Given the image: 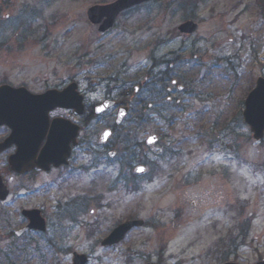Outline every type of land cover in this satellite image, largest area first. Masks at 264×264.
Returning a JSON list of instances; mask_svg holds the SVG:
<instances>
[{
    "label": "rangeland",
    "instance_id": "374dc122",
    "mask_svg": "<svg viewBox=\"0 0 264 264\" xmlns=\"http://www.w3.org/2000/svg\"><path fill=\"white\" fill-rule=\"evenodd\" d=\"M112 1H0V84L41 93L75 82L86 105L77 118L81 144L62 172L18 177L7 169L8 152L1 156L10 196L0 204V264H71L73 252L87 264L264 260V139L255 142L240 116L264 77V0H154L99 35L85 13ZM188 19L198 30L179 34ZM162 61L174 64L169 91L134 92ZM129 87L122 123L112 110L85 122L93 105ZM141 113L148 122L137 124ZM106 128L108 150L99 144ZM7 134L0 127V140ZM151 134L158 142L146 146ZM137 164L145 175L133 174ZM22 208L41 209L47 231L16 237ZM128 219L144 223L117 245H100Z\"/></svg>",
    "mask_w": 264,
    "mask_h": 264
},
{
    "label": "water",
    "instance_id": "95a60500",
    "mask_svg": "<svg viewBox=\"0 0 264 264\" xmlns=\"http://www.w3.org/2000/svg\"><path fill=\"white\" fill-rule=\"evenodd\" d=\"M151 0H115L105 5H94L87 9L86 17L91 24L98 25L97 32L105 34L110 31L116 17L125 10ZM198 29V25L192 21H185L178 26V31L184 34H192ZM39 81V78H34ZM82 95L77 92L75 83L69 84L61 91L48 90L41 94H32L24 87L13 88L9 85H0V126L9 128V135L0 142V152L12 145L16 146L13 154L7 161L10 169L15 173H25L34 167L48 170L50 164L59 166L67 163L71 146H75L79 127L69 120L54 118L49 121L48 114L55 108L72 109L75 115L84 111ZM112 102H104L96 108L100 113L110 107ZM127 108L120 109L116 123H120L125 116ZM243 122L249 126L252 138L259 141L264 137V78L258 77L255 86L247 94L243 110L241 112ZM110 136L106 130L100 137L105 142ZM45 142L35 158L41 142ZM157 141L156 136H150L146 140L147 145H153ZM109 156H113L111 152ZM146 168L138 165L134 173L138 176L145 174ZM9 191L0 177V200H5ZM22 215L28 220V224L17 232L21 233L33 229L45 230L44 219L38 210H23ZM141 220H129L119 224L109 235L104 238L101 245L111 246L123 239L125 234L133 227L142 225ZM72 264H86L87 257L84 254L73 253ZM154 264V263H146ZM222 264H237L226 262ZM254 264H264L258 261Z\"/></svg>",
    "mask_w": 264,
    "mask_h": 264
},
{
    "label": "flooded vegetation",
    "instance_id": "af4514ba",
    "mask_svg": "<svg viewBox=\"0 0 264 264\" xmlns=\"http://www.w3.org/2000/svg\"><path fill=\"white\" fill-rule=\"evenodd\" d=\"M94 27L97 28L96 26H94ZM107 34H108V33H107ZM171 67H172V66H171ZM156 68H157V65L152 66V69L148 70L146 76L144 77V80H143L142 84H140V87H139L138 89H136V88L134 87V89H135L134 92H139V91H141V90H145V92H147V90H149V87H152V86H153V84H151V83H152L151 81H152V79H153L152 72H153V70H155ZM153 73H154V72H153ZM155 75H156L157 78H159L160 76H162V72H161V71H157V72H155ZM161 78H162V77H161ZM171 85H172L173 87H177L179 90L184 91V87L181 86V85H177V83H176L175 80H172V81H171ZM140 88H141V89H140ZM48 89H49V88H48ZM169 89H170V88H169ZM169 89L167 88L168 91H169ZM46 90H47V89H46ZM129 94H130V87H129V88H126L125 90H124V89H123V90H120V92H119V97H120V99H119V100H118V99H114V100H113V99H112V96L108 94V95H107L108 98L104 99V101H105V100H111V101H113L112 107H111L110 109H108V111H111V110H112V112H114V114H116L117 110H118L120 107H123V106H127V107H128L127 103L129 102V100L126 102V100H124V98H128V97H129ZM121 98H122V99H121ZM169 100H170V99L167 98V101H169ZM96 105H98V104L93 105V106L89 109V111H88V115H87L86 118H85V122L87 121L88 123H90V121H92L93 119L99 117V116H96V115L94 114V110H93V109H94V106H96ZM147 106H148V108H150V109L152 108V105H151V104H148ZM128 108H129V107H128ZM108 111H106V112H108ZM57 112H59V113H57ZM106 112H105V113H106ZM56 113H57V114H56ZM105 113H103V114H105ZM67 114H68V115H67ZM103 114H102V115H103ZM102 115H100V116H102ZM49 116H50V119H52V118H66V119H71L72 111L65 110V109H60V108H56V109H54L53 111H51V112L49 113ZM71 120H72V119H71ZM73 121H77V118L73 119ZM81 129H82V127L80 126V132H81ZM106 129H109V130H110V135L112 136V131H113L112 128H106ZM111 136H110L105 142H101V140L99 141V144L101 145V147H104V149H107V150L109 149V147H108V142H109ZM43 143H44V141H42L41 144L39 145V147H38V149H37V152H36V155H35V158L38 157L39 152H40V149H41L42 146H43ZM80 144H81V143H80V138H79V136H78L77 139H76V144H75V146H71V149H70V155H69V160H70V158H71L73 152L75 151V149H77V148L79 147ZM15 150H16V146L13 145V146H11L10 148H8L7 150H5L4 152L0 153V177L3 178V175H2V173H1V171H2V159H1V156H2L4 153L8 152V154H7V157H8L9 154L13 153ZM69 160H68V163H67V164H61V165H59V166H54V164H50L48 170H44V169H41V168H38V167H34V168L30 169L29 171H27V172H25V173H15V172H11V171H10V172H11L12 174H14L15 176H18V177H29V176H31V175L34 174V173H46V174H49V173H52V172H62V170H64V168H66V166H68V164H69ZM6 164H7V158H6ZM7 169L10 170L9 167H8V165H7ZM48 187H50V185H47V186H46V189H47ZM9 196H10V195H9ZM4 202H6V201H4ZM1 203H3V202L0 200V204H1ZM30 209H37V210H39V211L41 212V214H42V211H41V209H39V208H22V209L20 210V216L23 218L24 223H23V226H22L21 228L15 230L14 234H15L16 237L24 236L25 234H27V233H29V232H32V233H38V232H36V231H28V232H25L24 234H22V235H20V236L17 235V232H18L20 229L24 228V227L26 226V224L28 223L26 217H24V216L22 215V211H23V210H30ZM1 215H2V214H1V210H0V216H1ZM42 216H43V214H42ZM43 217H44V216H43ZM39 234H41V233H39Z\"/></svg>",
    "mask_w": 264,
    "mask_h": 264
},
{
    "label": "trees",
    "instance_id": "16d2710c",
    "mask_svg": "<svg viewBox=\"0 0 264 264\" xmlns=\"http://www.w3.org/2000/svg\"><path fill=\"white\" fill-rule=\"evenodd\" d=\"M144 116H147L146 113L140 114L137 116V119H136L137 124L143 123L146 120V118Z\"/></svg>",
    "mask_w": 264,
    "mask_h": 264
}]
</instances>
